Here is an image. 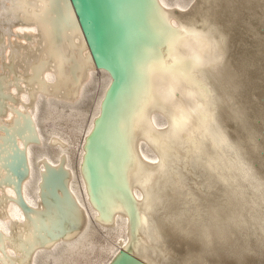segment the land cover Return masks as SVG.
<instances>
[{
    "label": "bare ground",
    "instance_id": "1",
    "mask_svg": "<svg viewBox=\"0 0 264 264\" xmlns=\"http://www.w3.org/2000/svg\"><path fill=\"white\" fill-rule=\"evenodd\" d=\"M107 1L104 100L70 0H0V264H264V0Z\"/></svg>",
    "mask_w": 264,
    "mask_h": 264
},
{
    "label": "water",
    "instance_id": "2",
    "mask_svg": "<svg viewBox=\"0 0 264 264\" xmlns=\"http://www.w3.org/2000/svg\"><path fill=\"white\" fill-rule=\"evenodd\" d=\"M71 4L75 8V14L76 18L78 20V24L81 27L82 32L84 33V37L87 43V47L89 49V53L94 60V63L97 65H105L107 69H109L111 75H112V81L108 87V90L106 92V95L104 97V100L106 99L107 94L111 95L112 91H114L117 87V83L120 80L118 76V71L114 65V63L106 57V47H105V41H107V34H106V28L109 23V15H108V1L107 0H70ZM102 61L104 63H102ZM107 105V104H106ZM106 106L104 107V109ZM103 112V111H102ZM105 113V110H104ZM103 113V114H104ZM92 138V136H91ZM14 160L15 163H10L9 166H11L14 169L15 175L18 176L19 181L21 177L23 176L22 169H25L24 166L19 165V158L16 157V151H14ZM18 162V163H16ZM88 162V161H87ZM15 164V166H14ZM50 167H54L53 165H50ZM58 169H50L47 175L51 174H57L61 173L62 178L66 179L68 177V174L65 170L66 169L61 163L57 167ZM70 172V171H68ZM64 183V181H62ZM19 188V186H18ZM42 188L40 189V195L41 198H43L42 194ZM60 195L61 194H66L70 195V200H71V191H69L68 186L66 187L63 185V188H60ZM19 194V191H18ZM20 205L21 207L28 211L29 207L26 205V203L23 201L22 197L20 196ZM72 206L75 208L76 203L74 200H72ZM120 258L117 260L115 264H121L122 261L125 258H129L128 253H126L124 250H120Z\"/></svg>",
    "mask_w": 264,
    "mask_h": 264
}]
</instances>
